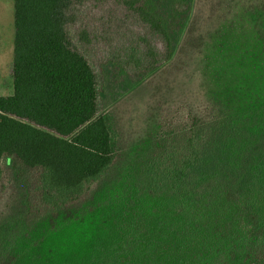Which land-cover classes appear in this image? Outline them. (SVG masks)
Returning <instances> with one entry per match:
<instances>
[{"label":"trees","instance_id":"obj_1","mask_svg":"<svg viewBox=\"0 0 264 264\" xmlns=\"http://www.w3.org/2000/svg\"><path fill=\"white\" fill-rule=\"evenodd\" d=\"M200 1L230 0H13L0 264H264V83L160 91L201 53ZM241 4L264 59V0ZM153 77L134 136L107 83Z\"/></svg>","mask_w":264,"mask_h":264},{"label":"rangeland","instance_id":"obj_2","mask_svg":"<svg viewBox=\"0 0 264 264\" xmlns=\"http://www.w3.org/2000/svg\"><path fill=\"white\" fill-rule=\"evenodd\" d=\"M205 2L200 1L199 5L205 13L202 35L207 38L201 53L196 55L195 65L187 74L178 73L166 82L172 85V90L161 85L163 89L161 87L160 91H172L171 96L176 99L181 93L190 98H200L209 88L218 90L222 84L230 85L243 95L258 90L264 83V59L256 55V39L241 0L221 3L218 14L210 18H205L209 13ZM13 33V0H0V95L12 92ZM152 81L154 83L151 84L124 82L120 88L107 83L105 106L119 114L123 125L134 136L143 135L154 127L148 118V112H154L155 106L151 107L150 91L155 90L157 80L153 77ZM162 83L164 85L165 82L161 80Z\"/></svg>","mask_w":264,"mask_h":264}]
</instances>
